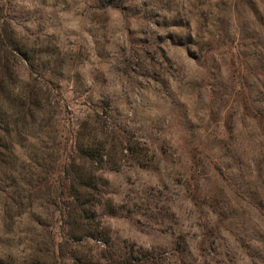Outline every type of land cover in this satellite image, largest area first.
Returning <instances> with one entry per match:
<instances>
[{
	"label": "rangeland",
	"instance_id": "1",
	"mask_svg": "<svg viewBox=\"0 0 264 264\" xmlns=\"http://www.w3.org/2000/svg\"><path fill=\"white\" fill-rule=\"evenodd\" d=\"M0 264H264V0H0Z\"/></svg>",
	"mask_w": 264,
	"mask_h": 264
}]
</instances>
